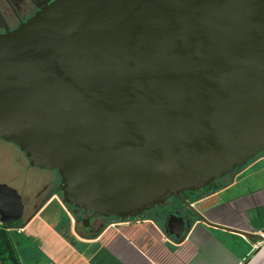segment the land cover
I'll list each match as a JSON object with an SVG mask.
<instances>
[{
	"label": "water",
	"instance_id": "95a60500",
	"mask_svg": "<svg viewBox=\"0 0 264 264\" xmlns=\"http://www.w3.org/2000/svg\"><path fill=\"white\" fill-rule=\"evenodd\" d=\"M0 138L57 172L64 205L125 221L175 198L194 215L182 194L264 152V0L46 2L0 35ZM23 214L0 184V223Z\"/></svg>",
	"mask_w": 264,
	"mask_h": 264
},
{
	"label": "crops",
	"instance_id": "0c3cea01",
	"mask_svg": "<svg viewBox=\"0 0 264 264\" xmlns=\"http://www.w3.org/2000/svg\"><path fill=\"white\" fill-rule=\"evenodd\" d=\"M227 181L190 202L197 213L179 239L150 217L109 221L88 238L71 214L69 229L48 217L57 196L48 195L18 230L36 248L25 246L20 257L29 264H264V155Z\"/></svg>",
	"mask_w": 264,
	"mask_h": 264
},
{
	"label": "rangeland",
	"instance_id": "374dc122",
	"mask_svg": "<svg viewBox=\"0 0 264 264\" xmlns=\"http://www.w3.org/2000/svg\"><path fill=\"white\" fill-rule=\"evenodd\" d=\"M260 155H264V153ZM230 177L228 176L226 180H229ZM59 182L60 178L56 171L31 167L24 153L17 146L0 138V184H5L16 190L23 202L27 203L28 208L23 216L24 221H27V218L33 213L31 203L35 201V195L43 187L47 186L45 192L42 191L38 201H36L38 206L50 193L55 192L57 186H59ZM165 206L164 209L170 211V214L180 215L183 213L182 206L173 198L168 199ZM47 213L48 217L58 221L63 229L70 228V214L72 215V210L63 204L60 193L48 204ZM160 224L163 225V223ZM19 236L21 242V246L18 248L19 254L22 255L23 248L26 247H29L30 252L36 253V248L32 244L26 243L23 235L19 234ZM26 250H24V254ZM21 257L24 264L30 263V260H27L24 256Z\"/></svg>",
	"mask_w": 264,
	"mask_h": 264
},
{
	"label": "flooded vegetation",
	"instance_id": "af4514ba",
	"mask_svg": "<svg viewBox=\"0 0 264 264\" xmlns=\"http://www.w3.org/2000/svg\"><path fill=\"white\" fill-rule=\"evenodd\" d=\"M54 0H0V35L5 33L6 31H13L17 29L21 24L28 21L31 17H33L40 9L44 6L47 2L48 4ZM47 186L43 187V189L35 195V201L31 203V208L33 209V213L41 206V204L46 200V198L37 206L36 201H38L40 194L45 192ZM59 189L57 186L56 190ZM183 195V194H182ZM191 197L190 194H184L181 196L182 201L189 202V198ZM184 198V199H183ZM23 201V200H22ZM24 214L28 208L27 203H24ZM165 204L162 207L154 208L151 212L144 213L138 219L143 217H147L149 214L153 215V218L158 221L159 214H166L167 218L163 223L166 226V222L168 217L171 215L170 211L165 210ZM184 208V207H182ZM73 212L80 218V222L77 224L79 225L81 231L91 235L94 232L100 230L104 225L108 223L110 218H102L96 214L92 213H85L81 209H73ZM32 213V214H33ZM29 216V218L32 216ZM178 216H182L186 221L192 218V213L190 211H186ZM23 218V217H22ZM27 218V220L29 219ZM85 220L87 223H85ZM75 223V220H74ZM86 224V225H85Z\"/></svg>",
	"mask_w": 264,
	"mask_h": 264
},
{
	"label": "trees",
	"instance_id": "16d2710c",
	"mask_svg": "<svg viewBox=\"0 0 264 264\" xmlns=\"http://www.w3.org/2000/svg\"><path fill=\"white\" fill-rule=\"evenodd\" d=\"M262 153H264V152H261L260 154H262ZM260 154H258L257 156H259ZM239 169L240 168H238L237 170H239ZM235 172L225 176L224 178H222L220 180L215 181L214 183L200 189L199 191L186 192L184 194H190L191 195V197L189 198L190 202L197 201V200H199V199H201V198H203V197H205L211 193L216 192L220 187L226 185L228 183L226 178L228 176H232ZM58 193H60V196L62 198L60 189L55 190V192H52L49 195H57ZM184 194L182 196H184ZM173 199L176 200L175 198H173ZM176 201L178 203H180V205H181V202H179L178 200H176ZM42 204H41V206H42ZM65 206L72 210V216L75 220L76 228H77V230H79L80 227L77 223L80 222V218L73 212L74 208L72 206H67V205H65ZM160 207H162V205L158 206V208H160ZM151 211H148V212H151ZM145 213H147V212H145ZM147 217H150L149 219H154L153 215H151V214H149ZM193 217H194V215L192 214V220H193ZM166 218H167L166 214H159L158 215V222L164 223ZM112 220H119V219L111 217L108 220V222L112 221ZM25 224H26V221H24L23 218H21L20 220H18L16 222H13V223H7V224L0 223V264H24L22 262L20 254L18 252V248L21 246L20 236H19L18 230L23 228ZM87 237L89 238L91 236L89 234H87Z\"/></svg>",
	"mask_w": 264,
	"mask_h": 264
}]
</instances>
